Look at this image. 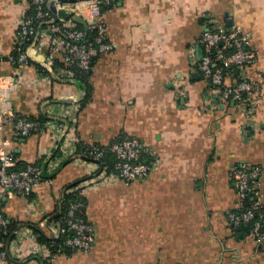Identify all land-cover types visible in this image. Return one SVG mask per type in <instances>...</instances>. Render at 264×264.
Returning a JSON list of instances; mask_svg holds the SVG:
<instances>
[{
  "label": "crops",
  "instance_id": "1",
  "mask_svg": "<svg viewBox=\"0 0 264 264\" xmlns=\"http://www.w3.org/2000/svg\"><path fill=\"white\" fill-rule=\"evenodd\" d=\"M30 2L0 0V78L16 80L9 103L19 117L43 115L60 134L23 137L10 123L0 130V148L19 167L40 166L43 176L31 196L0 199L17 226L13 264H43L34 228L51 236L47 220L60 214L64 192L89 177L84 162L63 155L62 143L109 146L125 136L148 146L159 164L131 184L85 188L93 246L51 264H264V239L228 219L239 202L234 170L264 168V98L225 101L197 66L203 31L233 20L252 33L258 56L247 73L264 87V0H115L102 10L114 49L95 59L84 88L61 78L59 58L42 70L49 53L42 41L27 63L7 60L22 43L17 35ZM256 185L264 194V172Z\"/></svg>",
  "mask_w": 264,
  "mask_h": 264
},
{
  "label": "built area",
  "instance_id": "2",
  "mask_svg": "<svg viewBox=\"0 0 264 264\" xmlns=\"http://www.w3.org/2000/svg\"><path fill=\"white\" fill-rule=\"evenodd\" d=\"M50 1L31 0L30 6L22 16L17 35L18 40L22 42L20 45L28 42L29 46L23 49L22 46L17 45V56L11 54L7 60L16 66L27 63L32 55H37L39 47L45 45L49 53L42 64L44 69H51L56 63V58H59L62 62L61 67L58 68L61 78L72 81L76 72H91L95 59L102 53L114 49L113 43L109 40L102 10L104 6L111 5L115 0H77L75 3L67 4L58 2V8L71 12L72 17L69 19L61 17L57 21L54 20L52 11L48 9ZM74 15L81 16L87 22V30L95 33L88 35L87 30L78 28L73 20ZM39 24H44L45 27L40 28ZM200 45L203 54L197 64L198 69L212 84L219 98L237 103L243 102L254 93L258 94L259 99L264 98V87L250 80L247 73L258 56L257 52L251 49L250 31L239 24H233L229 28L207 27L200 37ZM15 86L14 78H0V130L4 129L6 123H10L23 137L44 132L46 129L60 134L59 129L48 121L42 124L38 119L19 117L12 110L9 96ZM64 117L69 118L68 114ZM65 143H62L63 155L84 162L88 166L89 177L76 187L80 197L70 203L66 218L50 229L56 237L58 228L60 235L72 232L67 236L66 246L88 252L93 246L95 231L94 226L82 216L86 208L84 189L99 184L119 182L131 184L134 180L147 176L157 167L159 160L152 157L148 146L130 136L114 141L109 146L83 144L79 148V143L72 146ZM108 152L114 154L117 159L115 171L110 173L106 171V166L100 171L99 163L85 159L88 157L102 162ZM147 158L150 160H146ZM59 161L62 160L53 161L50 166L56 168ZM263 172L262 166L241 165L234 170L233 178L239 202L238 208L228 214L229 222L233 227L249 225V235L258 242L264 239V194L256 184ZM42 178L40 166L27 164L19 167L18 159L13 152L5 147L0 148V199L12 198L16 195L29 197ZM62 200L63 196L60 206ZM8 224L9 221L0 208V264H7L9 259L17 260L14 249L11 250V247L7 249ZM18 234L15 235L17 240ZM23 238L24 235L19 241ZM36 253H39L42 259L49 254L45 245L39 246Z\"/></svg>",
  "mask_w": 264,
  "mask_h": 264
},
{
  "label": "trees",
  "instance_id": "3",
  "mask_svg": "<svg viewBox=\"0 0 264 264\" xmlns=\"http://www.w3.org/2000/svg\"><path fill=\"white\" fill-rule=\"evenodd\" d=\"M106 7H108V6H104L103 10ZM48 9L50 10L49 7H48ZM76 26L78 28L85 29L84 26H82L80 24L76 23ZM39 27L40 28L41 27H45V25L44 24L43 25L39 24ZM85 30H87V29H85ZM87 32H88V35H93L95 33L94 31H91V30H87ZM19 46H22L23 49H26L29 46V43L27 42L24 45H19ZM12 55L17 56V48L14 50ZM42 70H45V69H42ZM90 73L91 72H89V73L76 72L74 80L80 81L83 84V86L86 85V87H87L88 86V78H89ZM86 100H87V95H86V99L83 100V104H85ZM28 119H38V120H40L42 122V124H44L46 121H48L47 118L44 117L43 115H42V117H39V118H30L29 117ZM121 139H119V140H121ZM82 145H83L82 143H79L78 147L81 148ZM146 160H150V159L147 158ZM116 162H117V159H116L115 155L110 153V152H108L107 155L105 156V158L102 160V165L106 166V171L110 173L112 171H115ZM99 169H101V165H100ZM76 187L77 186L69 188V189H67L64 192L62 204L60 206V211H57V212H60V215L56 219V222L63 221L66 218L67 210H68V207H69L70 203L73 202V201H76L77 199H79V197H80L79 190H76ZM85 201H86V199H85ZM82 216L85 219H87L86 214H85V210H84V213L82 214ZM16 228H17V226L15 224H12L11 222H9V224H8L9 233L6 236V240L9 239V237L14 233ZM234 228H242V229L245 230V232H247V233L250 232V226L249 225H242L240 227H234ZM34 229L36 230L35 233L37 234L38 242L40 244H42V245L47 246V248H48V253L49 254H48L47 258H45L43 260V264H51L50 260L56 255H64L66 257H71L75 252H79V251H77L75 249L67 247L66 244H65L67 236L72 234V232H68L66 234L58 235L57 237H55L54 239L51 240L42 231H39L38 228L35 227ZM16 261L17 260L9 259L7 264H13Z\"/></svg>",
  "mask_w": 264,
  "mask_h": 264
},
{
  "label": "water",
  "instance_id": "4",
  "mask_svg": "<svg viewBox=\"0 0 264 264\" xmlns=\"http://www.w3.org/2000/svg\"><path fill=\"white\" fill-rule=\"evenodd\" d=\"M77 0H51V3L50 4H48V6H49V8H50V10L52 11V13H53V15H54V20L55 21H57L59 18H65V19H69L70 17H72V13L71 12H68L66 9H62V8H58V2H60V3H66V2H71V3H75ZM73 20H74V22H76L77 24H80V25H82V26H84V28L85 29H87V22L81 17V16H79V15H74L73 16ZM234 24V21L233 20H229V22H228V24H227V26L229 27H231L232 25ZM201 50V53H202V49H200ZM201 56H202V54H201ZM73 83L74 84H76L77 86H79V87H82V88H84V86H83V84L80 82V81H78V80H74L73 81ZM81 94H82V92L81 93H79V95L76 97V98H80V96H81ZM73 101V99H63V100H60V102H62V103H71ZM85 159L86 160H88V161H91V162H96V163H99L100 165H101V169H100V171L102 170V168H103V165H102V162L101 161H99V160H95V159H91V158H88V157H85ZM99 171V172H100ZM87 179V178H86ZM77 183H79V182H77ZM76 183V184H77ZM75 184H73V186H74ZM59 213H56L54 216H51L48 220H47V225H48V227L49 228H52L53 227V222H54V219H56V218H58L59 217ZM39 231H41L40 229H39ZM57 235H60V229L58 228V230H57ZM13 234L9 237V239L7 240V249L9 250V248H10V242H11V240H12V238H13ZM56 237V235L55 234H52L51 236H49L48 238L49 239H54Z\"/></svg>",
  "mask_w": 264,
  "mask_h": 264
}]
</instances>
